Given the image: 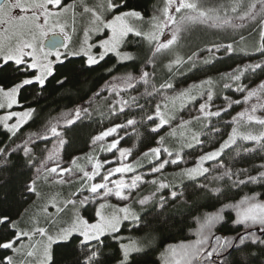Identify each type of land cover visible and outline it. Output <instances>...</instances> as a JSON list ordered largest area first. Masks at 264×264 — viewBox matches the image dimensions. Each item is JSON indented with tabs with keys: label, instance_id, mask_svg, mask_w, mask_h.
I'll return each mask as SVG.
<instances>
[{
	"label": "snow or ice",
	"instance_id": "6c2138e0",
	"mask_svg": "<svg viewBox=\"0 0 264 264\" xmlns=\"http://www.w3.org/2000/svg\"><path fill=\"white\" fill-rule=\"evenodd\" d=\"M78 17L87 19V26L83 29L84 39L77 48L71 46L72 36L66 29L70 23L72 33L75 34ZM196 24L220 32L230 31L231 42L213 41L202 48L197 46L190 54L180 55L178 50L181 47L182 34L189 30V26ZM57 29L64 37V52L59 50L58 41L55 39L49 42L50 47L46 48L44 45V40ZM244 29H247V35L242 31ZM93 34L103 38L89 43V37ZM160 37L164 39L161 40ZM133 42L146 48L142 58L139 52L126 50V45ZM93 49L98 51L94 52ZM222 52L253 58L249 63L237 65L221 76L223 87L242 94V99L231 100L225 96V105L212 110L213 93L204 87L213 83L211 78L190 85L176 95H164L162 101L155 103L150 109L138 104L133 97L131 103L140 109V119L125 115L123 122L112 123L91 137L93 152L86 154L87 160L94 161L90 170L80 167L78 161L81 157L71 159L68 166H64L55 149H46L47 155L38 158L30 147L38 140L49 141L51 138H56L60 146L66 144L67 140L61 129L70 128L83 118L90 117L89 107L74 108L55 123L50 121L43 131L29 134L19 143L13 140L36 111L35 108L25 107L21 103L23 93L29 90L42 92L49 77L54 75V65L63 64L70 56L84 57L88 67L99 64L110 54L116 57L117 64L131 63L134 66L139 60L141 67L138 75L125 73L118 78L119 83L124 85L120 91L143 85L145 93L142 95L154 98L162 91L167 93L174 89L170 78L161 82L159 87L154 82L157 63L161 57L168 56L164 67L171 77L177 73L182 74L185 68L196 67L198 60H202L205 65L210 64L219 59ZM201 53L207 55L201 56ZM4 66L12 67L16 75L9 82L0 83V110L7 112L0 116V125L11 134L9 143L0 146V158L6 159L13 153H22L26 165L34 169V175L26 184V191L37 200L42 199L38 187L41 181L75 187L63 201L52 197L37 205L39 212L29 216L28 228L21 227L20 222L8 217H0V225L10 228L8 237L0 238V250L6 252L0 257V264H55L53 245L72 250L69 264H102L106 259L114 260L115 264H130L133 254L143 251V246L134 241L124 242V238L118 235L121 225L129 221L139 226L144 218L141 213L151 215L150 204L152 209L157 206L164 209L169 203H188L187 200H181L184 192L177 190L179 185L171 181L165 182L166 177L146 179V175L163 176L169 165L187 164L183 155L185 148H203L204 141L200 138L202 133L196 131L191 133L190 138L186 137L178 148L166 146V136L159 135L161 129L166 125L170 126L175 119L177 100L180 101L181 109L187 106L185 100L203 101L199 103L198 114L181 121L177 127L185 128L196 121L215 133H220L221 129L212 124L213 118L219 120L230 114L229 109L233 105H247L243 111L224 122L231 127L227 138L211 150L203 151L193 162L194 166L182 168L177 176L196 181L195 186L205 193L219 196L220 187H212L197 180L198 177L208 179L210 167L205 165L214 162L217 170L223 169L219 176L214 177L215 180L231 181L232 187L249 183L264 184V162L253 165L252 168L242 167L233 171L222 159L226 150L233 145L242 147L244 154L264 153V115H256L258 111L264 113V80L255 87L243 82L245 74L254 76L258 72L264 73V0H163L162 9H158L147 19L142 12L128 9V0H96L92 4L88 0H0V68ZM149 66L152 67L151 72L147 70ZM65 82L66 78L58 81L60 85ZM117 87V84L112 85L114 90ZM116 94L119 95V91ZM253 99L256 102L250 103ZM14 107L23 110L13 111ZM127 107H130L129 101L122 100L119 107H110L108 116L119 119L121 114H125ZM14 118L15 122L9 124L8 121ZM253 125L258 128L247 130ZM139 127L157 134L159 138L154 137L155 146L144 151L135 163H125L124 160L132 156V151L121 147L125 138L121 132L131 129L139 136L140 133L136 131ZM167 135L174 136L175 130ZM109 137L112 139L106 143ZM238 140L245 141L250 146L238 145ZM96 151L112 153L117 159L101 161L94 155ZM240 155L237 152V156ZM144 161L150 165L147 173L138 171L143 168ZM252 172L256 174L253 175ZM127 174L131 175L126 180L124 177ZM114 176L118 178L112 179ZM97 177L99 182H96ZM144 184L153 186L150 195L138 192ZM110 196L128 203L107 212L106 209L113 208L106 201ZM97 201L105 202L98 204L93 220L85 218L78 211V208L96 204ZM134 204L139 206L138 210L132 207ZM68 206L72 207L73 216L63 223L58 222L60 214ZM49 207L54 208L55 213H50ZM228 208L236 214L233 224L244 229L230 238L214 232L217 223L223 220L222 213ZM28 212L26 209L25 213ZM40 216L44 217L48 226L41 225ZM197 223L199 228L195 233V241L170 245L161 254V264H226L234 253L237 256L236 264H253L251 258L256 253L249 249L255 246L264 253V200H261L260 194L245 196L231 205L224 204L217 212L198 217ZM105 236H110L114 242V252L107 256L103 251L106 246L103 239ZM37 237L40 239H36Z\"/></svg>",
	"mask_w": 264,
	"mask_h": 264
},
{
	"label": "trees",
	"instance_id": "16d2710c",
	"mask_svg": "<svg viewBox=\"0 0 264 264\" xmlns=\"http://www.w3.org/2000/svg\"><path fill=\"white\" fill-rule=\"evenodd\" d=\"M156 1L128 0V9H135L142 12L145 17H149L158 10L159 5ZM242 31L247 35V29ZM230 35V31L220 32L203 25H191L189 26V30L182 34L183 39L181 47L178 50L179 54H190L191 50L197 49V46L202 48L213 41L231 42ZM132 39L135 40V38ZM126 50L134 53L139 52L141 58L146 52V48L143 45L135 42L127 44ZM205 55L207 54L201 53V56ZM251 59L253 58L245 57L241 54L227 55L222 52L219 54V59L214 60L210 64L205 65L202 60H198L196 67L191 69L185 68L182 70V74L177 73L169 77L167 69L164 67L168 62V56L165 55L157 63L154 82L159 87L161 82L170 78L174 85L172 91H175L171 92L169 90L167 93L162 91L154 98L142 95L145 93V86L143 85H137L136 89L120 91V88H123L124 85L119 83L118 78L125 73L138 75L141 67L139 60L135 62L134 66L131 63L117 64L116 58L113 55H109L99 64L88 67L82 57L68 59L63 64L55 65L54 75L49 77L42 92L29 90L23 93L21 103L25 107L35 108L36 111L28 122L20 128L16 137H13V140L19 143L21 140L27 138L29 134L43 131L45 125L50 121L55 123L58 118L66 116L74 108L81 106L89 107V111L91 112L90 117L83 118L82 121L70 128L61 129L64 138L67 140V143L62 148V160L69 162L75 157H81L78 162L86 163V154H92L90 151L92 147L91 137L93 135L111 126L112 123L123 122L125 115L133 117L136 120L140 119V109L131 103L133 97L136 98L138 104L145 105L147 109H150L154 107L155 103L161 102L164 95H176L190 85L199 84L201 81L211 78L213 83L204 87L212 91V110H216L218 107L225 105V96L231 100L242 99V94L223 87L222 74L231 71L237 65L249 63ZM147 70L151 72L152 67L149 66ZM15 75L12 67L4 66L0 68V83L9 82ZM65 78L66 82L60 85L58 81ZM261 80H264V73L259 72L254 76L245 74L243 78V82L249 84L251 87H255ZM113 84L118 85L115 90L112 88ZM117 91H119L118 96L120 98L118 99L117 97V103H114ZM97 93H99L98 96L96 95ZM122 100H128L130 103V107L126 108L125 114H121L119 119L109 117L110 107L112 105L119 107ZM199 102L203 101H200V99H197L195 102L185 100L187 106L181 109L180 101L177 100L175 102V119L171 122L170 126L166 125L159 133V135L166 136V146L170 148H178L186 137L190 138L193 131L202 133L200 138L204 141L203 148L194 146L193 148H185L183 151L187 164L181 163L178 166L169 165L164 170L163 176L157 174L155 177L159 179L166 177L165 182L171 181L179 185L177 190L184 192L181 200H187L188 203H169L164 209H160L158 206L152 209L150 204L151 215L141 213L144 218L139 226L124 222L118 235L124 238V242L134 241L138 245L143 246V251L133 254L130 264H161V254L170 245L189 244L195 241L197 238L195 233L199 228V224L197 223L198 217L215 213L224 204L231 205L237 203L245 196L253 194H260L261 200H264V184L249 183L247 185H240L239 187H232L231 181L226 179L215 180L214 177L219 176L223 169L217 170L214 162L206 164V166L210 167L208 179L205 180L204 177H198L197 180L201 183H207L212 187H220L221 193L219 196L205 193V191L195 186L196 181H192L186 177L180 179L179 176H176L182 168L194 166L193 162L199 155L203 154V151L211 150L212 147L218 146L223 139L227 138V134L231 132V127L227 126L224 122L230 120L231 116H234L241 108V104L233 105L229 109L230 114H226L219 120L217 118L212 119V124L221 129L220 133L209 131L196 121H193L191 125L185 128L177 127L181 121L192 118L194 111L191 108L197 107ZM169 108H171V104ZM250 129L252 131L256 130L254 127ZM172 130H175V135L168 136L167 133ZM136 131L140 133L139 136L131 129L127 130V132H121V135L125 137L121 142V146L131 149L132 156L128 157V159H131L132 163L140 159L142 153L147 151L149 147L155 146L154 137L156 139L159 138L157 134L150 133L144 127H139ZM10 135V133L0 127V146L9 143ZM54 139L51 138L49 141L38 140L36 144L30 145V147L34 149L36 156L39 158L44 156L46 148ZM237 143L241 146H250L242 140H238ZM237 152H240L241 155L237 156ZM97 153L98 151L94 155L96 156ZM101 156H104V154L102 153ZM262 157H264V153L244 154L242 147L233 145L231 149L226 150L222 159L233 171H237L242 167L252 168L253 165L264 162ZM149 167L148 162L144 161L143 168L138 169V171L147 173ZM33 174L34 169H30L26 165L22 153H13L6 159L0 158V217H8L10 220L17 221L29 207L34 195L26 191V184ZM252 174L255 175L256 173L252 172ZM146 177L152 176L146 175ZM152 188V185H143L139 193L150 195ZM222 215L223 220L217 223L214 228L216 235L230 238L235 236L237 232L244 231L242 226L233 224L236 214L231 208L226 209ZM9 233L10 228L8 226L0 225V238H7ZM103 239L106 245L103 251L106 256L111 255L114 252V242L110 236H105ZM249 250L256 253L251 258L253 264H264V253L261 252L260 248L252 246ZM10 253L7 252V254ZM5 254V250H0V257ZM71 254V249L57 245L53 246L55 264H69V256ZM236 260L237 256L234 253L226 264H236ZM102 264H115V262L114 260L106 259Z\"/></svg>",
	"mask_w": 264,
	"mask_h": 264
},
{
	"label": "rangeland",
	"instance_id": "374dc122",
	"mask_svg": "<svg viewBox=\"0 0 264 264\" xmlns=\"http://www.w3.org/2000/svg\"><path fill=\"white\" fill-rule=\"evenodd\" d=\"M70 2V0H69ZM88 2L90 4L92 3H95L96 0H88ZM159 5L158 9H162L163 7V0H157L156 1ZM158 14V13H157ZM153 15V14H151ZM150 15V16H151ZM149 16V17H150ZM149 17H145V19L149 18ZM139 23V22H137ZM87 26V19H82L80 17L77 18V24H76V33L73 34L72 33V30H71V24L69 23V26L68 28L66 29V31L68 32L69 35L72 36V43H71V46H74V47H79V44L83 41L84 39V35H83V29ZM145 29H147V25L144 26ZM166 31V30H165ZM167 32V31H166ZM52 35H58L60 36L62 39H63V42H64V37L59 33V30L57 29V31L53 34V33H50L48 37L52 36ZM48 37L44 40V42L48 39ZM103 38L102 36H97V35H91L89 37V43H95L96 41H98L99 39ZM161 40L164 39V37H160ZM61 52H64L66 51L63 47L61 49H59ZM93 51H98L97 49H93ZM129 51V50H128ZM131 52V51H130ZM111 55V54H110ZM76 57H82V56H76ZM76 57H68L67 59H65L64 61L68 60V59H71V58H76ZM115 57V56H114ZM84 60L85 58L82 57ZM116 58V57H115ZM11 63V62H10ZM59 64V63H58ZM86 64V63H85ZM57 65V64H56ZM55 67V65H54ZM175 91V90H173ZM171 90V92H173ZM170 92V93H171ZM117 97L118 99L120 98V96H118L117 94L115 95V101L114 103H117ZM202 101V100H200ZM255 99H253L250 103H255ZM199 103H202V102H199ZM199 106V105H198ZM198 106L197 107H192L191 110L194 111V113L192 114V117L197 115V109H198ZM241 108L239 109L238 112L240 111H243L245 107H247V105H244V104H241L240 106ZM13 111H22L23 109L21 108H16L14 107L12 109ZM189 112V111H188ZM236 112V114L238 113ZM191 113V112H190ZM7 112L6 110H0V116H3V115H6ZM235 114V115H236ZM256 115H264V113H261V112H257ZM30 119V118H29ZM15 122V118L11 121H8L9 124L11 123H14ZM26 124V123H25ZM24 125V124H23ZM0 127L5 130L3 128L2 125H0ZM252 127L254 128H258V126H255L253 125ZM249 131H252V129H247ZM241 131H245L244 129H241ZM111 137L108 138V140L106 141L107 142H110L111 141ZM64 146V145H63ZM63 146H60L59 143H58V140L55 138L54 140H52L48 147L46 148L47 150H52V149H55L56 151V154H57V157L62 160V157H61V153H62V148ZM123 147V146H121ZM91 153L93 152L92 150V147H91ZM102 153L104 154V156H101ZM47 155V151H45L44 153V156ZM118 155V154H117ZM96 157L103 161L105 159H111V160H116L117 159V156H113L112 153H108V152H100L98 151V153L96 154ZM62 162L64 163V166H68V162H64L62 160ZM125 163H132V160L131 159H128V157L124 160ZM94 163V161H89L87 160L86 163L85 162H78V164L80 165V167L82 168H85V169H89L90 170V167H91V164ZM115 165H107V167H113ZM206 166V165H205ZM34 175V174H33ZM131 174H127L124 178L127 180L128 177L130 176ZM177 176V175H176ZM118 177L117 176H114L112 177V179H117ZM152 178H155V177H146V179H152ZM181 179V177H179ZM96 182H99V177H97V181ZM144 185H150V184H144ZM143 185H141L142 187ZM39 187V190L42 194V199L41 200H37V198L34 196L32 202L30 203L29 207L27 208V210H29V212L26 214L25 211L23 212V214L21 215V217L17 220L18 222H20L21 224V227H24V228H28L29 227V224H30V221H29V216L32 215V214H36L39 212V207L37 205L39 204H43L45 203L46 201H48L50 198L52 197H56L57 200L59 201H63L67 195L69 194V192L72 190V188L75 187V185H69V184H58V183H52V182H48V183H45L43 181H41L38 185ZM140 187V189H141ZM138 189V192L139 190ZM106 201L108 204L112 205L113 208L111 209H106L107 212H111V211H114L115 208H118V207H123L126 203H128L127 201H121L119 199H117L116 197L114 196H110V197H107L106 198ZM101 202H105V201H97L96 204H88L87 206H85L84 208H78V211L80 212L81 215H83L85 218L89 219V220H93L94 219V215H95V209L96 207H98V204L101 203ZM132 207L134 209H139V206L138 205H132ZM49 212L50 213H55V209L52 208V207H49ZM73 216V209L71 206H68V208H66L64 210V212H62L60 214V217L58 219V222L60 223H63L64 221H67L69 220L71 217ZM40 222H41V225L42 226H48L44 220V217L43 216H40ZM125 222H129V221H125ZM131 224H133L132 222H129ZM124 224V223H123ZM122 224V225H123ZM121 225V226H122ZM36 239H40L39 237H37ZM54 246V245H53ZM11 254V253H10Z\"/></svg>",
	"mask_w": 264,
	"mask_h": 264
},
{
	"label": "water",
	"instance_id": "95a60500",
	"mask_svg": "<svg viewBox=\"0 0 264 264\" xmlns=\"http://www.w3.org/2000/svg\"><path fill=\"white\" fill-rule=\"evenodd\" d=\"M53 39L58 41L57 47H59V49H61L64 42H63V39L58 35H52V36L48 37V39L44 42L45 47L46 48L50 47L49 42ZM53 50H55V49H53Z\"/></svg>",
	"mask_w": 264,
	"mask_h": 264
}]
</instances>
